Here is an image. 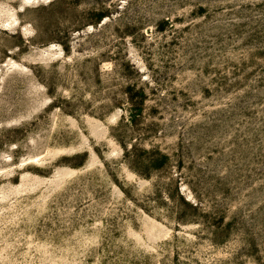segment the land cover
Returning <instances> with one entry per match:
<instances>
[{"label": "rangeland", "instance_id": "obj_1", "mask_svg": "<svg viewBox=\"0 0 264 264\" xmlns=\"http://www.w3.org/2000/svg\"><path fill=\"white\" fill-rule=\"evenodd\" d=\"M0 264H264V0H0Z\"/></svg>", "mask_w": 264, "mask_h": 264}]
</instances>
